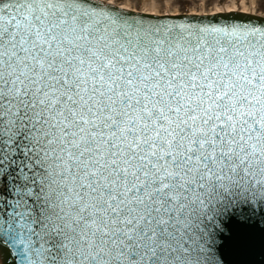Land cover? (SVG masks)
<instances>
[{"label": "snow or ice", "instance_id": "6c2138e0", "mask_svg": "<svg viewBox=\"0 0 264 264\" xmlns=\"http://www.w3.org/2000/svg\"><path fill=\"white\" fill-rule=\"evenodd\" d=\"M145 18L0 4V264H208L264 213V25Z\"/></svg>", "mask_w": 264, "mask_h": 264}, {"label": "water", "instance_id": "95a60500", "mask_svg": "<svg viewBox=\"0 0 264 264\" xmlns=\"http://www.w3.org/2000/svg\"><path fill=\"white\" fill-rule=\"evenodd\" d=\"M8 0H0V4ZM93 6L105 5L119 7L103 0H90ZM120 8V7H119ZM122 12L144 13L145 23L156 25L160 23L172 27L174 24L182 28L225 25H264V17L260 15L244 14L242 12L203 14V13H162V12H135L120 8ZM175 18L167 19V18ZM164 18V19H158ZM0 254L6 255L0 247ZM219 256L220 264H264V213H255L244 223H233L231 234L222 248L208 257V264H214L215 256ZM8 264H14L9 258Z\"/></svg>", "mask_w": 264, "mask_h": 264}, {"label": "rangeland", "instance_id": "374dc122", "mask_svg": "<svg viewBox=\"0 0 264 264\" xmlns=\"http://www.w3.org/2000/svg\"><path fill=\"white\" fill-rule=\"evenodd\" d=\"M112 1L114 4L119 6L129 7L131 10L138 12H162V13H203L210 14L218 9H227L237 7L238 0H231V2L222 3L221 0H206L205 3L201 4L199 0H187L183 5L172 3V0H165L167 6L161 7L158 0H105ZM255 11L256 14L264 17V2L255 0ZM245 7L249 12L252 8V0L249 3L244 4L242 9Z\"/></svg>", "mask_w": 264, "mask_h": 264}, {"label": "bare ground", "instance_id": "6f19581e", "mask_svg": "<svg viewBox=\"0 0 264 264\" xmlns=\"http://www.w3.org/2000/svg\"><path fill=\"white\" fill-rule=\"evenodd\" d=\"M105 1V0H103ZM105 2H109L110 4H114L112 1H105ZM116 5V4H115ZM255 0H252V10L249 12L245 7H243L242 9H239L237 8L236 6H234L233 8H227L225 10L223 9H218L217 11H214L210 14H219V13H231V12H242L244 14H252V15H260V14H256V11H255ZM119 6V5H117ZM120 8H123V9H126V10H131L129 7H126V6H119ZM134 11V10H132ZM135 12H138V11H135Z\"/></svg>", "mask_w": 264, "mask_h": 264}]
</instances>
